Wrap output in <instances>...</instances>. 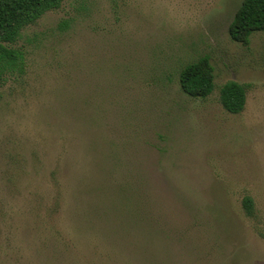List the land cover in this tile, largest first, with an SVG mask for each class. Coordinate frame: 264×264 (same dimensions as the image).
Segmentation results:
<instances>
[{
    "label": "rangeland",
    "instance_id": "rangeland-1",
    "mask_svg": "<svg viewBox=\"0 0 264 264\" xmlns=\"http://www.w3.org/2000/svg\"><path fill=\"white\" fill-rule=\"evenodd\" d=\"M241 1L64 0L21 31L0 264H264V31L230 39ZM204 56L214 89L193 99L178 75ZM231 81L238 114L219 102Z\"/></svg>",
    "mask_w": 264,
    "mask_h": 264
},
{
    "label": "trees",
    "instance_id": "trees-1",
    "mask_svg": "<svg viewBox=\"0 0 264 264\" xmlns=\"http://www.w3.org/2000/svg\"><path fill=\"white\" fill-rule=\"evenodd\" d=\"M64 0H0V86L5 70L15 66L20 52L12 49L21 31L36 22L44 13L57 10ZM264 31V0H242L228 26V35L233 42L248 46L254 32ZM213 68L204 56L185 65L179 72L180 90L193 99H204L214 89ZM246 87L236 82H227L219 91L222 108L231 114L240 113L246 100ZM242 208L248 217L253 215V201L242 198ZM264 237V235H262Z\"/></svg>",
    "mask_w": 264,
    "mask_h": 264
}]
</instances>
